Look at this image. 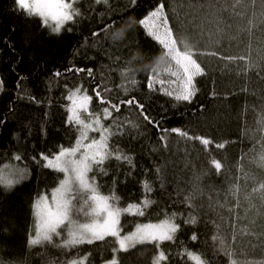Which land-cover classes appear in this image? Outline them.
I'll return each instance as SVG.
<instances>
[{"label":"trees","instance_id":"trees-1","mask_svg":"<svg viewBox=\"0 0 264 264\" xmlns=\"http://www.w3.org/2000/svg\"><path fill=\"white\" fill-rule=\"evenodd\" d=\"M161 2L170 24L174 25L177 16L186 22L197 16L196 22L202 23L205 33L201 50L217 53L198 57L207 75L198 78L199 92L191 104L148 89L147 70L156 65L163 51L140 26L128 30L123 22L117 23L110 33L124 29L122 41L105 42L103 33L100 37L92 35L112 20L120 19L117 12L124 18L139 20ZM204 3L205 0H137L135 8L126 11L128 0H110V8L93 0H79L82 18L67 26L71 32L55 35L42 27L38 18L17 12L14 0H0V78L5 82L0 93V120L4 121L0 123V166L12 163L28 170L27 179L12 190L0 187V258L10 264H62L90 254L88 264H105L113 257L112 248L116 245L112 237L71 250L47 244L29 249L27 244L34 224V200L41 193L50 194L63 178L62 173L44 168L37 161L40 153L50 155L58 151L59 145L67 147L75 142L77 132L67 124L65 96L69 89L83 85L93 96L91 109L97 112L107 106L94 95L97 86L104 99L112 103L135 97L144 105L143 114L135 105L127 104L120 105L119 112H112V119L118 118L122 123L131 120L139 125L130 130L131 134L113 137L112 141L133 157L135 167L110 159L103 165L108 175L96 171L89 174L95 175L101 193L115 191L121 207L142 199V180L153 183L155 191L150 198L155 203L143 217H122L123 234L134 231L137 223H158L166 214L176 212V222L181 225L176 241L161 245L169 253L167 264H194L177 255L184 248L202 254L210 264H229V257L219 251V243L212 239L217 234L235 250V259L264 261V238L260 237L264 232V200L259 192H252L264 183L260 162L264 155V63L260 68L252 66L260 63L259 57L264 55V4L262 0H220L211 10L205 7L196 12L195 7H189ZM215 9L222 11L216 13ZM218 16L231 28H226L227 36L216 44ZM116 56L121 59L115 61ZM229 56L237 59L221 58ZM241 56L245 59L240 60ZM126 66L136 70L138 81L127 94L118 88L119 71ZM160 67L165 64L161 62ZM77 68L85 71L77 73ZM87 69L93 71V77L87 76ZM56 71L63 75L55 77ZM104 86L112 91L104 93ZM28 96H34L39 103ZM144 115L158 122L159 128L145 120ZM112 119L103 120L105 126ZM172 128L213 143L205 148L199 140L169 133L164 147L162 130ZM125 132L129 129L125 128ZM217 143H224L225 147L218 149ZM17 154L21 161L12 159ZM213 159L222 164L219 175ZM156 167L161 168L163 189L156 179ZM231 186L238 189L236 195L230 193ZM189 194L194 196L192 207L183 202ZM190 214L197 217L195 225L183 222ZM245 230L256 235H247ZM193 233L196 241L191 240ZM54 242L59 243V238H54ZM156 252L154 245L137 244L118 254L119 264H152Z\"/></svg>","mask_w":264,"mask_h":264},{"label":"snow or ice","instance_id":"snow-or-ice-1","mask_svg":"<svg viewBox=\"0 0 264 264\" xmlns=\"http://www.w3.org/2000/svg\"><path fill=\"white\" fill-rule=\"evenodd\" d=\"M15 10L23 13L28 18H38L41 26L47 28L52 34L60 35L62 31H72L68 25L76 24L78 18H82V12L77 6L79 0H14ZM97 5L111 7L110 0H93ZM220 0H205L204 4L195 7L198 12L200 8H214V3ZM137 0H128L126 11L135 8ZM264 4V0H262ZM222 9H215L218 13ZM175 14V9H173ZM120 19L112 20L110 24H106L99 31L92 33L93 37H100L104 34L105 42L109 40L122 41L124 37V29L111 32L117 23L123 22L128 30L134 25L140 26L145 34L151 37L159 46H161L163 55L159 58L155 66L150 67L148 71L147 87L151 91H160L164 95L173 98L176 101H183L189 104L193 103L199 88L197 86L198 78L207 75L205 68L202 66L198 57L202 55L216 56V52H205L201 50V44L204 42L205 33L202 23H197V16H193L190 21L177 16L174 25L169 23V14L165 10V4L159 3L154 9L147 12L139 20H134L129 16L124 18L122 14L116 13ZM251 25V21L249 22ZM217 32L216 44L227 36L226 28H231L230 24L219 18L216 19ZM250 31V29H249ZM234 38V37H229ZM25 43L28 38L25 37ZM112 45L110 44L109 47ZM9 47H13L11 44ZM110 59H113L111 56ZM229 61L237 59L236 57H221ZM120 56L114 58L119 61ZM244 60L245 57H239ZM260 63L253 64L254 68H260V64L264 63V55L259 57ZM163 62L165 67L161 69L160 63ZM127 63V62H126ZM73 69H68L72 71ZM264 71V69H261ZM77 73L84 72L85 69H75ZM63 75L60 71L54 72L55 77ZM87 76L93 77V71L87 69ZM121 83L118 88L122 89L125 94L129 91L130 86L134 87L138 81L136 79V70L130 66H126L119 71ZM20 77V80H23ZM4 80L0 78V93L4 91ZM108 86L103 87L104 93L111 92ZM94 95L99 98L101 104L107 106L102 111L97 112L91 109L93 96L83 85L74 89H69L65 96L67 115V124L76 129L77 137L75 142L70 146L59 145L58 151L50 155L40 153V163L42 167L51 169L57 173H62L63 178L58 180V186L53 188L49 193L39 194L32 204V216L34 220L33 230L29 232L28 248L35 246L51 245L55 248L63 250H71L78 245L93 244L96 241H104L106 237L114 238L115 247L112 248V259L105 261V264H119L118 254L120 252H128L129 249L135 248L137 244L154 245L157 252L152 259V264H167L169 261V253H166L161 245L165 242L176 241V234L180 231L181 225L177 223L178 214L176 212L171 215H165V218L158 223H137L134 231L126 234L123 233L122 217L140 216L143 217L146 211L155 203L150 198V194L155 191L153 183L149 179L141 181L142 191L144 193L142 199L138 203H128L126 206H120V197L115 191H111L105 195L100 192L99 185L96 182L95 175L90 176L94 171L103 175H108L107 170L103 167L105 161L115 159L135 167L133 157L121 149L118 144L113 143V137L131 134L130 130L138 129L139 125L129 120L120 122L118 118L112 119V112H119L120 105H135L143 114L144 105L139 103L132 97L128 100H121L119 104L112 103L111 100H105L101 88L97 86L93 89ZM29 100L39 103L34 96H28ZM203 109V105L200 106ZM112 119V123L108 126L102 122L103 120ZM144 119L149 123H155L159 128V123L152 121L147 115ZM4 121L0 120V123ZM264 122V121H262ZM125 128L129 132H125ZM164 135L160 139L167 147V135L176 133L188 140H199L202 145L207 146L213 143L212 140L195 135H189L187 131L180 128L163 129ZM90 133H99V138L90 136ZM215 147L223 149L224 143H217ZM12 159L21 161L22 157L17 154ZM36 158L33 157V160ZM261 167H264V155L260 157ZM212 164L216 173H221L222 164L220 161L213 159ZM156 179L160 181V188H164L163 176L161 168H155ZM27 168H21L12 163H6L0 166V187L5 191H10L23 180L27 179ZM198 191V189H196ZM232 195H236L238 189L231 186L229 189ZM252 192H259L260 199L264 200V183L259 184V188H253ZM194 196L189 194L184 197V203L192 207ZM246 200L250 197L246 196ZM80 217L84 218L82 222ZM185 224L195 225L197 217L189 215L183 221ZM247 235H256L253 232L245 230ZM260 237L264 238V232L260 233ZM54 238H59L60 242L55 243ZM214 241L219 243V251L226 257H229V264H264V261H239L234 257L237 255L235 250L226 243L223 236L217 234L212 237ZM234 239V237H233ZM192 241L197 240V235L193 233ZM90 254L84 256L73 257L70 260L63 261L62 264H88ZM181 257H186L194 264H210L202 254L190 251L184 248L182 252L177 253ZM0 264H10L0 258ZM55 264V262H52Z\"/></svg>","mask_w":264,"mask_h":264},{"label":"rangeland","instance_id":"rangeland-1","mask_svg":"<svg viewBox=\"0 0 264 264\" xmlns=\"http://www.w3.org/2000/svg\"><path fill=\"white\" fill-rule=\"evenodd\" d=\"M103 122V121H102ZM90 136H95L97 138H99V133H90ZM81 221H82V217H80ZM83 222V221H82ZM123 234V233H122Z\"/></svg>","mask_w":264,"mask_h":264}]
</instances>
